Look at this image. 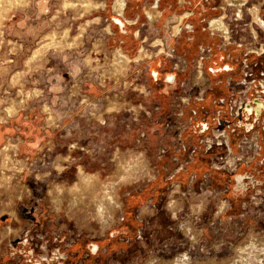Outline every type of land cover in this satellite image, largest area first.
<instances>
[{
  "label": "rangeland",
  "instance_id": "rangeland-1",
  "mask_svg": "<svg viewBox=\"0 0 264 264\" xmlns=\"http://www.w3.org/2000/svg\"><path fill=\"white\" fill-rule=\"evenodd\" d=\"M126 1L130 24L120 28L112 21L115 0H0V264H27L46 248L80 264L89 243L100 248L91 264H241L234 261L242 248L264 239V209L253 211L259 206L244 199L230 217L222 191L232 179L215 185V146L200 175L187 166L171 180L181 187L159 199L172 217L167 258L159 253L162 238L144 225L155 213L156 50H167L164 39L176 45L191 35L250 50L264 38V0L240 7L226 0H158V7L156 0ZM217 18L226 34L210 29ZM192 24L200 33L187 32ZM117 51L126 57L121 64ZM191 149L204 153L201 142ZM195 176L201 188L190 184ZM144 228L150 235L138 240ZM142 245L149 254L140 253Z\"/></svg>",
  "mask_w": 264,
  "mask_h": 264
},
{
  "label": "flooded vegetation",
  "instance_id": "flooded-vegetation-1",
  "mask_svg": "<svg viewBox=\"0 0 264 264\" xmlns=\"http://www.w3.org/2000/svg\"><path fill=\"white\" fill-rule=\"evenodd\" d=\"M185 29L192 34L200 33L193 24ZM164 41L168 48L156 50L150 73L153 84L150 93L153 99L151 116L154 118L152 132L156 138L154 198L151 199L155 213L146 219L148 221L144 225H151L158 233L156 237L162 238L163 250L159 253L167 258L173 248V239L168 233L173 231L169 220L172 217L165 213L160 202L166 191L173 194L174 189L181 187L174 185L171 180L187 166H190L194 175H200L205 169L207 154L198 155L191 146L208 136L212 137L210 122L214 121L216 110L220 111L217 128L224 132L219 138L222 146L216 147L214 153L221 160L217 172L223 182L227 175L232 179L229 182L231 186L222 191V195H227L230 200L227 211H230V217H234L232 212L236 204L244 199L250 200L253 207L259 206L253 211L264 209L261 203L264 201V56L259 57L257 54L259 51L264 53V38L250 43V50L243 48V51L229 47L232 43L228 41L224 44L218 39L194 35L185 38L183 43L177 41L176 45H168L169 39ZM161 53L163 57H158ZM229 108L231 116L228 114ZM243 137L253 142L257 155L251 154L245 164L229 163L223 142L228 141L233 153L237 142ZM165 142L169 143V149L161 148ZM251 148L252 145L249 150ZM211 150L208 153L213 154ZM187 151L189 156L183 162L184 167L178 166ZM172 168V171H167ZM162 173L165 174L161 177ZM190 184L196 189L202 185L197 181V176ZM140 222L144 223V220ZM147 231L145 228L139 230L138 240L143 241V234L150 235ZM139 248L140 253L149 254L145 246ZM99 250L97 245L89 243L85 247L86 259L80 264H91L90 257L96 256ZM105 253H109V247H106ZM68 259L60 249L46 248L44 254L28 260L27 264H68Z\"/></svg>",
  "mask_w": 264,
  "mask_h": 264
},
{
  "label": "bare ground",
  "instance_id": "bare-ground-1",
  "mask_svg": "<svg viewBox=\"0 0 264 264\" xmlns=\"http://www.w3.org/2000/svg\"><path fill=\"white\" fill-rule=\"evenodd\" d=\"M225 2H227L228 5L230 6H236V7H240L239 5H243V0H226ZM124 7V3L123 1L121 0H115V3H114V8L117 10L118 12V15H120V10H122ZM99 8H104V5L103 4H100L99 5ZM237 9V8H236ZM240 13V11H238ZM149 18L152 20V14L149 13ZM221 18H217V19H213V20H210L209 21V26L211 29H216V30H219L223 33L227 32V26L220 21ZM263 25H264V22H263ZM126 57L123 56V54L119 53L117 51L116 53V60L117 62H119L120 64L123 63L124 59ZM116 62V63H117ZM81 174V173H80ZM80 178V177H79ZM84 178V177H82ZM82 180V179H81ZM85 180L87 181L88 178L85 177ZM84 179L82 180L85 181ZM79 183V182H78ZM84 183V182H83ZM82 184V183H81ZM85 184V183H84ZM83 186V185H82ZM79 192V191H78ZM75 200V199H74ZM222 206V205H221ZM223 209V208H222ZM221 210V209H220ZM188 230V229H187ZM245 246V245H244ZM244 246H241V247H244ZM240 248V247H239ZM240 250V249H239ZM241 255H240V252L238 253L239 254V257L236 261H234V263H237V262H241V264H251V260H255V262L257 261L258 263L262 264V260L264 259V239L261 238V240H256L254 242H250L249 245H246L245 248H242L241 250ZM237 254V255H238ZM236 255V254H235ZM182 258V257H181ZM185 259V258H184ZM181 260V259H180ZM239 260V261H238ZM172 261V260H171ZM176 261V260H175ZM178 262V261H177ZM183 262V261H181ZM187 262V261H186ZM174 264V262H172ZM232 263V262H231ZM152 264V263H151ZM182 264V263H181ZM233 264V263H232Z\"/></svg>",
  "mask_w": 264,
  "mask_h": 264
},
{
  "label": "built area",
  "instance_id": "built-area-1",
  "mask_svg": "<svg viewBox=\"0 0 264 264\" xmlns=\"http://www.w3.org/2000/svg\"><path fill=\"white\" fill-rule=\"evenodd\" d=\"M155 4V3H154ZM154 6V5H153ZM155 7V6H154ZM261 51H259V53H257L260 56H264V53H260ZM230 111H228V114L231 116V108H229ZM220 114V111H215V119L214 121L216 122V129L214 130H211V134H212V137L210 138H204L203 141H201V144H203V147H204V154H207L209 150H211L213 148V146L216 147H221L222 145V142H219V138L221 136L224 135V132L220 131L217 126L219 125V121H218V116ZM223 144L225 145V148H226V152H227V159L229 161V163H246L247 162V159H250V156H248V152L253 149V153L257 155V151L254 147V144L253 142L248 139V138H240L239 141L237 142L236 144V148L239 149L242 153L243 152H246L247 154H245V156H234L232 154V148L228 145V141H224ZM252 145V148L249 150V148L251 147ZM195 150V149H193ZM247 155V156H246ZM211 159H213L214 161V169L215 170H218L220 169V164H221V160L220 159H217L216 155H212ZM245 160V161H244ZM211 167V165H210Z\"/></svg>",
  "mask_w": 264,
  "mask_h": 264
},
{
  "label": "crops",
  "instance_id": "crops-1",
  "mask_svg": "<svg viewBox=\"0 0 264 264\" xmlns=\"http://www.w3.org/2000/svg\"><path fill=\"white\" fill-rule=\"evenodd\" d=\"M125 1V7H124V10L122 11V15H117V14H115L114 12V14H115V18H117V19H119L120 21H121V23H128L127 22V19L125 18V11H126V9H127V1L126 0H124ZM104 5V4H103ZM155 5H156V7H158V0H156L155 1ZM148 18V17H147ZM149 20V19H148ZM151 23V22H150ZM128 24H130V23H128ZM132 24H134V23H132ZM208 165V160L206 159V166Z\"/></svg>",
  "mask_w": 264,
  "mask_h": 264
},
{
  "label": "trees",
  "instance_id": "trees-1",
  "mask_svg": "<svg viewBox=\"0 0 264 264\" xmlns=\"http://www.w3.org/2000/svg\"><path fill=\"white\" fill-rule=\"evenodd\" d=\"M198 31V30H197ZM222 183H223V181H222V179H221V177H219V175L218 176H216V179H215V185L216 186H222Z\"/></svg>",
  "mask_w": 264,
  "mask_h": 264
},
{
  "label": "water",
  "instance_id": "water-1",
  "mask_svg": "<svg viewBox=\"0 0 264 264\" xmlns=\"http://www.w3.org/2000/svg\"><path fill=\"white\" fill-rule=\"evenodd\" d=\"M114 23L118 24L121 27H123V24L118 20V19H113L112 20Z\"/></svg>",
  "mask_w": 264,
  "mask_h": 264
}]
</instances>
